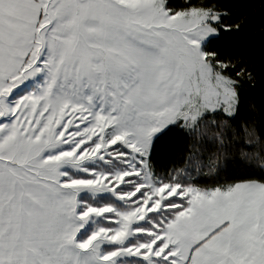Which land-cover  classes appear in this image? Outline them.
<instances>
[{"label":"snow or ice","instance_id":"snow-or-ice-1","mask_svg":"<svg viewBox=\"0 0 264 264\" xmlns=\"http://www.w3.org/2000/svg\"><path fill=\"white\" fill-rule=\"evenodd\" d=\"M229 19L220 0H0V264H264V130L240 119L264 69L218 43ZM177 129L184 166L161 173ZM221 161L253 175L202 187Z\"/></svg>","mask_w":264,"mask_h":264},{"label":"trees","instance_id":"trees-1","mask_svg":"<svg viewBox=\"0 0 264 264\" xmlns=\"http://www.w3.org/2000/svg\"><path fill=\"white\" fill-rule=\"evenodd\" d=\"M220 3L222 8L230 10L228 22H240L242 26L239 32L225 34L223 41L218 43L236 62H244L258 72L264 69V12L261 11L259 0H220ZM245 90L246 103L240 119L254 120L258 127L264 130V83H261L258 77L256 87H246ZM250 104L256 106L255 112L250 111ZM190 143L178 129L162 135V138L156 142L152 161L156 170L164 173L176 166L183 167L182 158L186 157ZM221 165L223 170L218 176L199 177L202 187L240 181L253 175L251 169L234 162L221 161Z\"/></svg>","mask_w":264,"mask_h":264}]
</instances>
